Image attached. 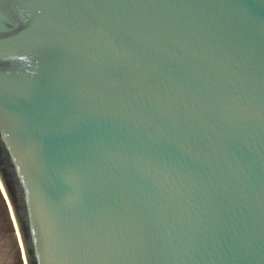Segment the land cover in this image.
Returning <instances> with one entry per match:
<instances>
[{"label": "water", "instance_id": "water-1", "mask_svg": "<svg viewBox=\"0 0 264 264\" xmlns=\"http://www.w3.org/2000/svg\"><path fill=\"white\" fill-rule=\"evenodd\" d=\"M0 183L26 264H264V0H0Z\"/></svg>", "mask_w": 264, "mask_h": 264}, {"label": "rangeland", "instance_id": "rangeland-1", "mask_svg": "<svg viewBox=\"0 0 264 264\" xmlns=\"http://www.w3.org/2000/svg\"><path fill=\"white\" fill-rule=\"evenodd\" d=\"M1 188L0 185V264H26L15 218Z\"/></svg>", "mask_w": 264, "mask_h": 264}, {"label": "bare ground", "instance_id": "bare-ground-1", "mask_svg": "<svg viewBox=\"0 0 264 264\" xmlns=\"http://www.w3.org/2000/svg\"><path fill=\"white\" fill-rule=\"evenodd\" d=\"M1 185V189H2V191H3V193H4V195H5V197H6V199L8 200V197L6 196V193H5V191H4V188H3V186H2V184H0ZM8 202H9V200H8ZM9 205H10V203H9ZM10 207H11V205H10ZM13 214V213H12ZM14 216V215H13ZM15 224H17L16 223V221H15Z\"/></svg>", "mask_w": 264, "mask_h": 264}]
</instances>
